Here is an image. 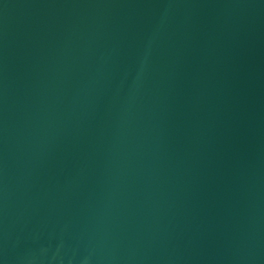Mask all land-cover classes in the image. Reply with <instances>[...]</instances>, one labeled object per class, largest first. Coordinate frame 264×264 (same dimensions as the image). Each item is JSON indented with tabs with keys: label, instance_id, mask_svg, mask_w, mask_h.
Instances as JSON below:
<instances>
[{
	"label": "water",
	"instance_id": "1",
	"mask_svg": "<svg viewBox=\"0 0 264 264\" xmlns=\"http://www.w3.org/2000/svg\"><path fill=\"white\" fill-rule=\"evenodd\" d=\"M0 264H264V0H0Z\"/></svg>",
	"mask_w": 264,
	"mask_h": 264
}]
</instances>
